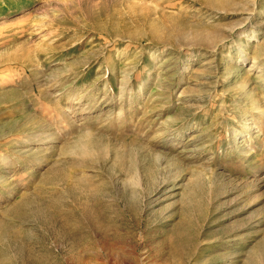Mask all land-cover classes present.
Instances as JSON below:
<instances>
[{"label": "rangeland", "instance_id": "obj_1", "mask_svg": "<svg viewBox=\"0 0 264 264\" xmlns=\"http://www.w3.org/2000/svg\"><path fill=\"white\" fill-rule=\"evenodd\" d=\"M0 264H264V0H0Z\"/></svg>", "mask_w": 264, "mask_h": 264}, {"label": "bare ground", "instance_id": "obj_2", "mask_svg": "<svg viewBox=\"0 0 264 264\" xmlns=\"http://www.w3.org/2000/svg\"><path fill=\"white\" fill-rule=\"evenodd\" d=\"M48 50V49H47ZM126 82V81H125ZM129 92V91H128ZM70 93V92H69ZM121 114V113H120ZM45 134V133H44ZM82 145H84V144H82ZM88 145V144H87ZM84 146H86V145H84ZM84 148V147H83ZM85 148H87V146L85 147Z\"/></svg>", "mask_w": 264, "mask_h": 264}]
</instances>
